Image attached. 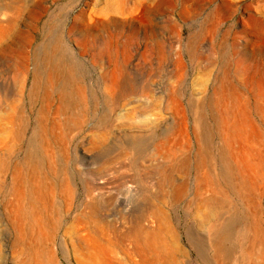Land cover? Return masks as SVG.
<instances>
[{"label":"rangeland","instance_id":"374dc122","mask_svg":"<svg viewBox=\"0 0 264 264\" xmlns=\"http://www.w3.org/2000/svg\"><path fill=\"white\" fill-rule=\"evenodd\" d=\"M117 1L0 0V264L29 263L36 239L54 264H140V257L132 260L118 246H111L116 254L110 263L80 248L100 229L106 240L114 239L107 224L89 215L87 228L75 222L90 201L92 178L103 182L95 196L112 200L101 209L102 220L146 212L154 228L163 223L169 256L141 264H220L212 239L229 225H235L234 258L240 262L254 247L264 262V0H130L125 9ZM36 50L75 66V123L55 114L56 96L46 119L39 118L45 104L30 94ZM228 115L227 141L217 122ZM30 140L42 167L41 187L55 182L62 189L57 214L40 204L46 233L37 231L32 240L14 216L12 189L14 168L32 176L25 164ZM93 141L98 145L91 149ZM199 161L206 166L199 169ZM246 164L255 167L258 190L251 195L245 183L242 197L222 195L206 207L210 218L204 222L195 208L198 177L223 188V171L235 181ZM66 180L73 189L71 210ZM23 205L30 207L27 200ZM250 221L258 225L248 228Z\"/></svg>","mask_w":264,"mask_h":264},{"label":"bare ground","instance_id":"6f19581e","mask_svg":"<svg viewBox=\"0 0 264 264\" xmlns=\"http://www.w3.org/2000/svg\"><path fill=\"white\" fill-rule=\"evenodd\" d=\"M129 2L130 0H118L117 1V3L122 9H125L126 7H128ZM135 5L136 4L133 3V6ZM109 9L113 11L114 9L113 5H111ZM0 15L2 16L5 15V11L3 8H0ZM31 61L33 63V72H32L33 82H32V86L30 89V94L33 96V97L31 96L32 98L39 100L43 105L45 104L44 106L45 109H43L39 113V118L41 120L46 119L47 117L46 112L48 111V109L46 108H49V104H50L49 102L54 96H56L58 99V106L56 108L55 114L56 115L61 114V113L66 114L70 117V120L72 121V119L75 118L74 109L76 108L75 106L77 104L76 94L79 92V88L77 87L76 81H75V78H76L74 74L76 72L75 66L66 64L64 60L63 61L60 60V62L58 63L57 61H55V56L50 50L42 52V53L39 50H36ZM83 114H84L83 116H85L86 118V115H88V110L86 107L83 109ZM96 120L98 123L97 125L99 126L103 122V119L101 118L96 119ZM229 121H230V117L228 115V116L220 117V119L217 122V125H219L218 128L221 131L220 137L227 141L229 139V134L231 130L230 129L231 124L229 123ZM22 129L24 130L25 126H22ZM12 135H14L13 132H12ZM17 135H21V133ZM33 142H34L33 140H30V142L28 143V150L25 155V164L29 165L32 168V176L28 179L24 178V175L22 174V170L20 167L14 168L13 174H12V178L14 182L16 183V185L14 184V187L12 188L13 194L16 200L15 203L13 204L14 216L19 217L20 218L19 222L22 225H25L24 228H26L28 233H30V240H32L35 237L37 231H40L39 233L43 235L44 233H46L43 227L47 223V221L43 220L42 211L43 210L45 212L50 211L52 214L53 213L57 214L59 212L58 211V198H59V194H61V191H62V189L58 191V188L55 182L52 184V186L48 188L41 187L40 185L41 182L38 180V178H39V173L41 174L42 167L39 161V157L37 156L35 148L33 146ZM228 144L229 142H227L226 146H228ZM97 145H98L97 142L93 141L90 148L91 149L96 148ZM222 160L223 158L221 159V161ZM205 161L198 162L199 169H202L206 166ZM232 163H233V159H232ZM245 163L242 166L245 167ZM227 164H224V166H227L228 170L232 169L230 168V164L229 163ZM235 164L236 163H234V165ZM232 167H233V164H232ZM254 168L252 164H246V168L244 169L242 167L239 172V175L237 174L238 175L237 179L235 180L237 181V183L234 181V177H232L233 173L231 171H228V170L227 172L223 171L224 178L226 180V184L225 186H223V188L225 187L224 189L222 188V186H219V185L217 186V184H215L216 180L212 179L209 176L198 177L197 189H196V197L198 198V201H196L195 208L198 213L203 214L204 222L206 220H209L210 218L206 210V207L209 206L213 201H216L217 199L221 200L222 195L224 196L225 199H227V196L229 195H234L235 197H242L244 195L243 192H245V191L242 192L243 185L245 183H246V189H247L246 191L249 192L251 195L253 194L255 190H258L259 181H258V176L255 174L256 171L254 170ZM234 169L235 168H233V170ZM53 170H56V169H52V171ZM250 171H253V172L251 173ZM56 173L58 172L54 171V174ZM92 180L94 181L93 185L91 184V186L86 189V198H90V201L87 203L84 202L81 205V208L83 209L79 214H77L78 216L76 217L75 222L79 225H82V227L87 228V224L89 225V221H88L89 218L87 217V215H89L91 218L96 219L98 222L102 221L103 223L107 224L110 230L112 231V233L114 234V239L106 240L101 229H100L101 233H98L97 235L88 233L86 238L81 240V243L79 244L80 248L84 251V254L92 258H98V257L105 256L107 259L106 262L110 263L111 258H113L116 254L113 248H111V246H118L126 254H128V256L131 257L132 260H134L133 258L135 256L140 257L141 259V260L139 259L140 264L147 263L148 261L151 260L152 257L153 259H158V257L167 256L168 253L165 251V248H164L165 247L164 238H163V235L161 234L162 231L164 230L162 226L163 223L160 222L158 226L154 228V221L151 218V216H149V214H147L146 212L133 214L130 218L123 216L117 219L113 218V219L102 220L100 216L101 209L104 210L105 207L107 208L111 207L109 205H111L112 200L108 201L107 203H103L101 197L95 196V194H97L102 189L101 185L103 182L101 181V183H99V181L96 178H92ZM26 183L29 184V187L27 189H25ZM127 187H128V190L130 189L132 190L131 186H127ZM180 188L184 191L183 185H181ZM64 190L67 196L66 197L67 210H71L72 209L71 207L74 204L73 203V192H72L73 189L70 188V185L68 184L67 180H66ZM208 192H210V194L206 198H203L202 196ZM26 200L29 201L30 207H27V208L24 207L23 202ZM40 204L44 206L43 210L40 208ZM225 205H227V203H225L223 207ZM150 207L154 209L153 210L154 212L152 211L153 214L156 217L158 216L160 217V214H162V211H160L159 207L157 206L158 207L157 208L153 206L152 204H150ZM218 218L219 217L217 216L216 219ZM257 225L258 223L256 222L253 223L250 221L248 222L247 227L249 226L248 228H252V227H256ZM234 230H235V225H233V227L229 225V227H226L225 229H223L220 232V234L218 233L219 235L216 233L214 239H212L213 247L214 249H216V252H217L216 255L220 260V264H264V262L260 261L261 254L256 253L254 247L251 248V250L243 252V254L245 255L243 254H242L243 256L241 255L242 259L240 262L234 258L235 250L232 249L231 247L232 237L234 236L236 237V235L233 236V233L235 232ZM211 231H213V227L211 228L210 232ZM242 236L244 238L248 237L247 232L243 233ZM249 237H251V235ZM46 251L47 250L44 248V245L41 244V247H40L39 239H36V241L35 240L32 241V244L29 247L31 261L27 264H54L55 262L53 260L46 258L47 257ZM53 256H52V259H53ZM204 259H206L205 256H204ZM206 260L208 264H212L209 259H206ZM136 264H138V262H136Z\"/></svg>","mask_w":264,"mask_h":264}]
</instances>
